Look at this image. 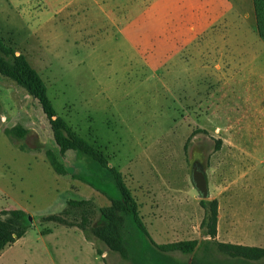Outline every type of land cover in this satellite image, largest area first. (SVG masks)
Listing matches in <instances>:
<instances>
[{"label":"rangeland","instance_id":"rangeland-1","mask_svg":"<svg viewBox=\"0 0 264 264\" xmlns=\"http://www.w3.org/2000/svg\"><path fill=\"white\" fill-rule=\"evenodd\" d=\"M231 5L0 0V39L40 76L56 116L120 173L159 245L210 240L200 225L215 200L210 242L264 248V0ZM114 200L111 173L60 154L38 102L0 75V221L24 232L0 264H246L215 246L193 261L161 256L115 209V229L98 235Z\"/></svg>","mask_w":264,"mask_h":264},{"label":"trees","instance_id":"trees-1","mask_svg":"<svg viewBox=\"0 0 264 264\" xmlns=\"http://www.w3.org/2000/svg\"><path fill=\"white\" fill-rule=\"evenodd\" d=\"M259 30H261V28H259ZM0 75L24 89L30 97L38 102L42 113L50 124L53 139L60 154H64L66 151L78 152L80 155L87 157L101 167L106 168L111 173L121 194V200L112 201V207L102 210L101 214L109 220V223L107 226L95 230L98 235L101 233L104 235L108 230L115 229L114 224L112 223V216L110 215V212L115 209L132 219L137 230L146 238L153 250L161 256H167L168 253H178L184 257H189L191 255L193 261L198 254H206L209 247L215 246L218 250L230 256L233 255L240 258L246 264H264V248L226 244L217 242L216 240L210 242V240L216 236L217 204L215 200L210 204L211 211L208 218L203 219L200 225L202 229L206 230L205 235L208 236L210 240H203L201 242H197L196 240L179 241L161 245L154 243L138 215L136 203L122 183L120 173L116 169L108 167L105 157L100 152L88 146L87 143L81 139L63 119L56 116L55 110L47 96L46 87L40 76L28 65L22 55H17L14 50L7 47L1 39ZM45 155L49 166L56 174L62 176L66 174V170L59 161L57 155L50 151L46 152ZM73 205L78 206L79 204L73 201H69L67 204V206ZM201 205L204 207L203 202H201ZM11 214L17 216L21 215L20 212H12ZM80 229L88 240V235L84 228L80 227ZM23 234V230L18 232L12 228L11 222L0 221V252L6 245L21 238Z\"/></svg>","mask_w":264,"mask_h":264},{"label":"crops","instance_id":"crops-1","mask_svg":"<svg viewBox=\"0 0 264 264\" xmlns=\"http://www.w3.org/2000/svg\"><path fill=\"white\" fill-rule=\"evenodd\" d=\"M207 1H209V0H207ZM233 2V0H227V5H229V7L232 9V6L233 5H231V3ZM228 7V6H227ZM232 12V11H231ZM227 17H228V15H227ZM245 17V16H244ZM246 19V18H245ZM195 34L196 33H192V35L190 36L191 38H193L194 36H195ZM212 34V32H210L209 33V35L207 34V36H208V38H211V37H213V35H211ZM227 36H229V34L227 33ZM216 37H213V38H211V39H215ZM261 40V39H260ZM262 41V40H261ZM263 42V41H262ZM215 46V45H214ZM189 47H191V46H185L184 48H183V50L185 51V53H187L186 51L187 50H189V49H187V48H189ZM193 49V48H192Z\"/></svg>","mask_w":264,"mask_h":264}]
</instances>
